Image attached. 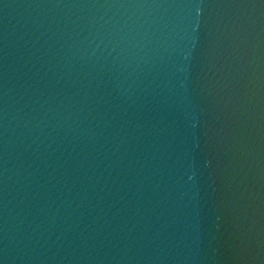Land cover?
<instances>
[{
	"label": "water",
	"instance_id": "1",
	"mask_svg": "<svg viewBox=\"0 0 264 264\" xmlns=\"http://www.w3.org/2000/svg\"><path fill=\"white\" fill-rule=\"evenodd\" d=\"M0 264H264V0H0Z\"/></svg>",
	"mask_w": 264,
	"mask_h": 264
}]
</instances>
